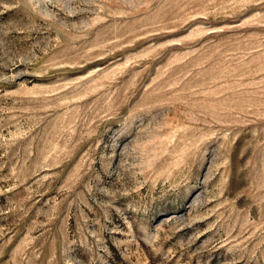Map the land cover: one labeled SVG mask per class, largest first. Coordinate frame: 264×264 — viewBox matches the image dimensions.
Segmentation results:
<instances>
[{
	"label": "rangeland",
	"instance_id": "374dc122",
	"mask_svg": "<svg viewBox=\"0 0 264 264\" xmlns=\"http://www.w3.org/2000/svg\"><path fill=\"white\" fill-rule=\"evenodd\" d=\"M0 264H264V0H0Z\"/></svg>",
	"mask_w": 264,
	"mask_h": 264
}]
</instances>
